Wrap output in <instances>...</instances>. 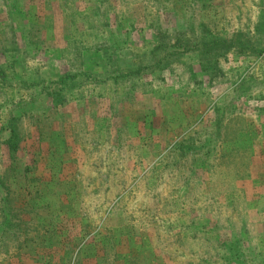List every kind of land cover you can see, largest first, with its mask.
Instances as JSON below:
<instances>
[{
  "label": "rangeland",
  "instance_id": "1",
  "mask_svg": "<svg viewBox=\"0 0 264 264\" xmlns=\"http://www.w3.org/2000/svg\"><path fill=\"white\" fill-rule=\"evenodd\" d=\"M0 264H264V0H0Z\"/></svg>",
  "mask_w": 264,
  "mask_h": 264
},
{
  "label": "trees",
  "instance_id": "2",
  "mask_svg": "<svg viewBox=\"0 0 264 264\" xmlns=\"http://www.w3.org/2000/svg\"><path fill=\"white\" fill-rule=\"evenodd\" d=\"M68 77V75H65L64 77H62V78H60L61 80H63V79H65V78H67ZM7 218V217H6ZM8 219V218H7ZM10 219V218H9Z\"/></svg>",
  "mask_w": 264,
  "mask_h": 264
}]
</instances>
